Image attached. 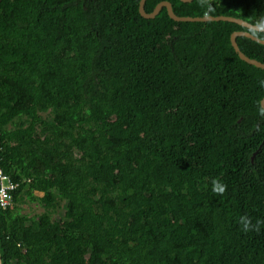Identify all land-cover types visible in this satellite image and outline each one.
<instances>
[{"label": "trees", "instance_id": "obj_1", "mask_svg": "<svg viewBox=\"0 0 264 264\" xmlns=\"http://www.w3.org/2000/svg\"><path fill=\"white\" fill-rule=\"evenodd\" d=\"M161 1L264 27V0L146 11ZM140 2L0 0V167L18 183L2 264H264V69L231 41L264 31Z\"/></svg>", "mask_w": 264, "mask_h": 264}, {"label": "water", "instance_id": "obj_2", "mask_svg": "<svg viewBox=\"0 0 264 264\" xmlns=\"http://www.w3.org/2000/svg\"><path fill=\"white\" fill-rule=\"evenodd\" d=\"M146 1L147 0H141L140 8H139L141 15L143 17H145V18H154L155 16H157L161 12V10L164 7H166L170 17L173 18L174 20H177V21H210V20L219 21V20H223V21L234 22V23L240 24V25H242L244 27H247V28L264 31V27H261L259 25L251 24V23L247 22L244 19L237 18V17H234V16H226V15H218V16L205 15V16H196V17H193V16H179V15H177L174 12L172 3L170 1H161L160 3H158L156 5L155 9L152 12H147L146 8H145ZM182 1L190 2L192 0H182ZM238 36H248V37H250V38H252V39H254V40H256V41H258L260 43H263V44H264V39L252 34L251 32H248V31H235L232 34V36H231L232 44H233L236 52L239 54V56L243 60H245L246 62L264 69V63H262V62H260V61H258L256 59L250 58L249 56H247L240 49L239 44L237 42ZM261 105H262V107L264 109V98L261 101ZM0 264H2V262H1V254H0Z\"/></svg>", "mask_w": 264, "mask_h": 264}, {"label": "built area", "instance_id": "obj_3", "mask_svg": "<svg viewBox=\"0 0 264 264\" xmlns=\"http://www.w3.org/2000/svg\"><path fill=\"white\" fill-rule=\"evenodd\" d=\"M18 188V183L14 182L0 167V207L9 208L13 204V191Z\"/></svg>", "mask_w": 264, "mask_h": 264}, {"label": "rangeland", "instance_id": "obj_4", "mask_svg": "<svg viewBox=\"0 0 264 264\" xmlns=\"http://www.w3.org/2000/svg\"><path fill=\"white\" fill-rule=\"evenodd\" d=\"M38 195H42V193H37ZM43 207L35 201H28L26 200L25 203L21 205V212L22 214L26 215L27 217H33L37 214L43 212Z\"/></svg>", "mask_w": 264, "mask_h": 264}]
</instances>
